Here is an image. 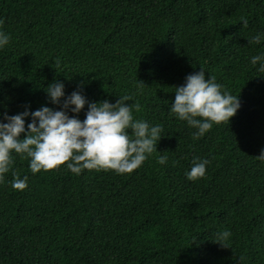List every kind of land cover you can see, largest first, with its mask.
Returning a JSON list of instances; mask_svg holds the SVG:
<instances>
[{
    "label": "trees",
    "instance_id": "16d2710c",
    "mask_svg": "<svg viewBox=\"0 0 264 264\" xmlns=\"http://www.w3.org/2000/svg\"><path fill=\"white\" fill-rule=\"evenodd\" d=\"M0 20V112L59 109L45 91L59 80L88 101L130 94L134 117L163 129L129 174H32L14 154L28 187L12 189L11 171L0 184V264H264V72L250 63L264 41L247 39L264 31V0H0ZM201 67L240 107L197 139L169 107ZM194 156L210 163L191 181Z\"/></svg>",
    "mask_w": 264,
    "mask_h": 264
},
{
    "label": "clouds",
    "instance_id": "9594fccd",
    "mask_svg": "<svg viewBox=\"0 0 264 264\" xmlns=\"http://www.w3.org/2000/svg\"><path fill=\"white\" fill-rule=\"evenodd\" d=\"M241 24L246 27L248 20L242 18ZM247 39L248 44H260L264 41V31ZM9 42L10 34L0 29V50ZM250 63L258 72H264V52L252 55ZM205 73L206 69L201 67L187 74L182 85L174 86L175 96L169 107L177 119L196 130L193 137L197 139L213 124L229 122L240 107L238 96L224 90L210 72L207 78ZM45 91L52 104L60 105L59 109L42 105L36 110L25 107L24 111L12 115L0 112V184L5 183L6 174L11 171L12 189L23 191L28 187V177H20L13 167L14 154L29 158L28 169L32 174L61 165L77 175L84 169L129 174L158 151L156 145L163 129L159 124L150 125L134 117L133 109L139 111L140 106L126 103L133 100L132 95L119 96L114 103L107 99L88 101L81 91L66 94L65 85L59 80L49 83ZM85 105L83 120L69 115L70 112L78 114ZM26 117L31 118L27 128ZM257 158L264 163V148ZM156 159L163 165L168 158L159 155ZM209 163L206 158L194 156L186 178L195 181L204 177ZM229 235L224 231L215 241L222 243Z\"/></svg>",
    "mask_w": 264,
    "mask_h": 264
}]
</instances>
